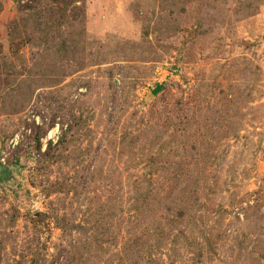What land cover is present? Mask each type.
I'll return each mask as SVG.
<instances>
[{
    "label": "rangeland",
    "instance_id": "1",
    "mask_svg": "<svg viewBox=\"0 0 264 264\" xmlns=\"http://www.w3.org/2000/svg\"><path fill=\"white\" fill-rule=\"evenodd\" d=\"M0 166V264H264V0H0Z\"/></svg>",
    "mask_w": 264,
    "mask_h": 264
},
{
    "label": "trees",
    "instance_id": "2",
    "mask_svg": "<svg viewBox=\"0 0 264 264\" xmlns=\"http://www.w3.org/2000/svg\"><path fill=\"white\" fill-rule=\"evenodd\" d=\"M161 89H162V86H161V85L157 86V87H156V91H155V93L160 92Z\"/></svg>",
    "mask_w": 264,
    "mask_h": 264
},
{
    "label": "water",
    "instance_id": "3",
    "mask_svg": "<svg viewBox=\"0 0 264 264\" xmlns=\"http://www.w3.org/2000/svg\"><path fill=\"white\" fill-rule=\"evenodd\" d=\"M0 170H1V166H0Z\"/></svg>",
    "mask_w": 264,
    "mask_h": 264
}]
</instances>
